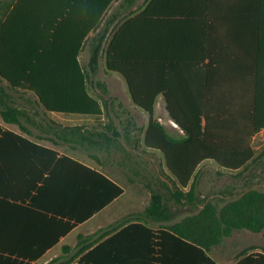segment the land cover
<instances>
[{
	"label": "trees",
	"instance_id": "trees-1",
	"mask_svg": "<svg viewBox=\"0 0 264 264\" xmlns=\"http://www.w3.org/2000/svg\"><path fill=\"white\" fill-rule=\"evenodd\" d=\"M114 1L14 0L0 19V113L6 122L19 123L28 115L47 116L49 112L95 117L105 114L106 106L89 91V72L83 68L79 55L89 34L97 32L90 39L89 69L92 74L99 72L107 33L114 22L109 20L107 27L103 22L104 15ZM138 1L124 0L121 5L125 9L126 5L132 8ZM78 4L83 13L75 11ZM153 15L154 0H150L135 17L144 21L146 41L152 39L148 36ZM61 47L66 51V58H57L56 54L53 58L48 57ZM142 54L152 58V48L143 50ZM150 61L152 63V59ZM240 63V84L244 91L237 98L246 105L219 108L169 106L171 118L185 133L183 137L175 138L154 118V103L160 93L138 89L140 79L130 69L116 64L111 42L108 69L119 72L128 80L133 102L150 114L144 140L125 136L113 122L104 125L102 130L55 124L60 128L55 134L65 141L96 145L105 152L108 162H116L127 172L131 182H142L151 191V201L145 210L125 216L123 220L135 222L120 232L106 238L108 229L101 228L94 235L80 236L76 252L68 256L71 251L68 247L67 255L48 264H70L77 257L81 264H109L112 261L117 264H219L210 255V246L194 234L207 232L209 240L218 243L231 237L235 230L248 229L257 233L264 230V191L254 188L237 194V198L225 204L221 198L210 201L198 214L170 224L175 216L174 205L188 202L193 208L198 206L195 203L196 180L190 191L184 192L182 188L193 178H198V167L204 161H214L226 172L238 171L235 179L242 178V173L257 161L252 141L264 130V56L256 60L255 66L253 61L249 66L248 59ZM146 68L152 70V66ZM164 94L170 102V94ZM11 143L21 148L45 149L0 125V148L9 147ZM157 152L162 153L163 160ZM115 155H119V159ZM94 158L101 161L98 156ZM64 161H70L79 169L75 172L81 179L74 185L64 186L65 198L75 196L94 200L95 204L84 213L73 210L65 211L63 215L82 221L123 194L124 188L106 174L64 155L48 173L43 189L54 187ZM251 174L244 176L241 183L248 186L256 176ZM239 183L233 181L218 193L234 196ZM151 223H160V229L148 226ZM115 228V224L109 227L111 231ZM16 264L29 263L16 261ZM233 264H264V251H242Z\"/></svg>",
	"mask_w": 264,
	"mask_h": 264
},
{
	"label": "crops",
	"instance_id": "crops-1",
	"mask_svg": "<svg viewBox=\"0 0 264 264\" xmlns=\"http://www.w3.org/2000/svg\"><path fill=\"white\" fill-rule=\"evenodd\" d=\"M123 1L115 0L105 12L104 24L109 27V20L113 19L114 22L107 33L100 68L104 62L108 69L109 47L113 42L116 64L120 68L130 69L133 75L140 79L138 89L160 93L154 103V116L157 118L158 114H163L171 119L173 127L169 125L167 128L168 125L163 124L170 135L185 133L171 118L169 106L219 108L246 105L243 100L237 98L244 91L240 84L242 71L238 67L244 59L249 60V66L252 61L255 66L256 60L264 56V0H154L152 29L148 36L152 38V43L144 39L143 19L135 18L147 7L150 0H147L142 10L131 16L126 15L130 7L126 5L125 9L121 5ZM75 11L83 13L81 5H76ZM48 18L50 19L51 15ZM77 18L79 19V16ZM76 21L74 19V22ZM96 33L93 31L89 34L79 55L83 68L89 74H92L89 69L90 39ZM61 43L65 45L63 41ZM63 48L48 57L53 58L56 54L57 58H66ZM151 48L152 58L142 54L143 50ZM148 66H152V70H147ZM106 77L105 87L97 85L94 88L100 94H94L89 89L90 93L106 106L102 116L49 112L47 116L28 115L19 123H9L0 113V125L3 129L45 147L21 148L11 143L9 147L0 148V264H16V261L48 264L55 258L67 255L65 251L68 247L71 248L68 253L70 256V253L78 250L80 236H91L99 229L106 228V238L111 237L131 222H135L123 220L125 216L143 211L150 204L151 191L142 182L130 181L128 187L125 184L123 186V183L107 172L109 162L101 157L106 155L103 150L88 142L65 141L55 134L56 130H60L55 124L102 130L104 125L110 123L109 107L113 101H118L117 106L120 107H127L129 104L126 102H130L139 108L133 102L128 80L122 74L108 69ZM165 92L170 94L171 103L167 100ZM22 102L29 107L27 102ZM147 128L148 126L146 130ZM157 154L162 160V153ZM63 155L106 174L124 188L123 194L82 221L63 215L65 211L73 210L84 213L95 204L94 200H82L75 196L65 198L64 186L74 185L76 181L81 180L75 172L79 169L70 161H64V167L60 170L62 172H59L54 187L42 188L48 173ZM94 156L100 157L101 161ZM206 162L215 164L217 170L226 171L214 161L208 160L198 167L197 172L200 171V175ZM165 170L168 172L166 166ZM200 175L197 179L193 178L187 187L182 188L184 192L190 191L196 180L195 203L198 206L193 208L188 202L174 205L175 216L170 224L198 214L210 201H218L220 197L223 199V195L219 193L211 196L204 194ZM239 179L233 177V180ZM179 211L193 213L178 220ZM113 224L116 228L111 231L109 227ZM148 226L158 230L161 224L151 223ZM194 235L200 236L201 241L210 246L209 253L217 263H235L221 262L212 254L226 238L215 243L209 240L207 232L201 231L200 235ZM245 250L264 251L252 245L242 249ZM70 264H81L80 257Z\"/></svg>",
	"mask_w": 264,
	"mask_h": 264
},
{
	"label": "rangeland",
	"instance_id": "rangeland-1",
	"mask_svg": "<svg viewBox=\"0 0 264 264\" xmlns=\"http://www.w3.org/2000/svg\"><path fill=\"white\" fill-rule=\"evenodd\" d=\"M13 2L14 0H0V19L3 17L4 13L8 11ZM146 2L147 0H139L134 7L130 8L126 12V15L131 16L132 14L142 10ZM102 63V67L97 74H89L88 76L89 89L92 93L97 95L100 94V92L94 90L95 86L100 85L105 87L107 83L106 74L108 73V69L106 68L104 62ZM117 103L119 102L113 101L111 107H109V122L112 120L125 136L132 139L139 138L143 141L145 130L149 123L150 114L133 106L130 102H126V104H129L127 107L117 106ZM156 119H158V121L165 126L168 125L167 128L170 126L173 127L174 125L170 121L171 119L169 117H165L163 114H158ZM172 135L174 137L181 138L184 134L178 132V134L173 133ZM252 147L257 157V161L251 164L249 168L242 173L243 177L252 175V172L256 175L254 179L250 181L248 186L241 183L243 179L233 180V177L239 173L238 171L224 172L222 170H217V166L215 164L206 162V164L203 165L204 170L200 175V179L203 182L204 194H208L209 196L213 194L215 195L218 191L230 184L232 180L237 182L239 181L240 183L235 190L236 195H227L222 197L224 199V204L234 198H237V194H241L252 188L264 191V130L253 138ZM101 157L106 158L105 155H101ZM115 158L119 159V155H115ZM106 170L112 177L123 183V186L126 185L128 187L131 183L127 172L120 168L116 162H111L109 160V166L106 167ZM191 212L192 211H179L177 219L180 220L182 217L190 214ZM251 245L260 247L264 250V230L258 233L252 232L248 229L235 230L233 235L226 238L223 244L217 248L218 250L212 254L221 262L232 263L241 255L243 248L251 247Z\"/></svg>",
	"mask_w": 264,
	"mask_h": 264
}]
</instances>
